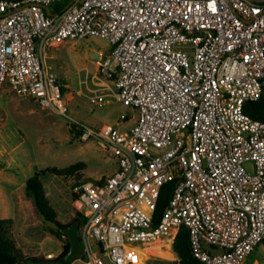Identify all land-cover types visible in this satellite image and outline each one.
<instances>
[{
  "label": "built area",
  "instance_id": "obj_1",
  "mask_svg": "<svg viewBox=\"0 0 264 264\" xmlns=\"http://www.w3.org/2000/svg\"><path fill=\"white\" fill-rule=\"evenodd\" d=\"M86 37L109 44L97 52L96 74L133 111L118 116L132 121L126 129L66 116L44 57L55 43ZM4 84L67 117L79 141H94L115 161L108 175L71 182L81 264H132V253L155 241L170 249L180 226L201 264H241L260 243L264 122L243 104L264 97V0H0ZM100 89L90 91L91 103L102 102Z\"/></svg>",
  "mask_w": 264,
  "mask_h": 264
},
{
  "label": "rangeland",
  "instance_id": "obj_2",
  "mask_svg": "<svg viewBox=\"0 0 264 264\" xmlns=\"http://www.w3.org/2000/svg\"><path fill=\"white\" fill-rule=\"evenodd\" d=\"M108 50L109 44L99 38L64 40L46 50L44 63L56 74L62 88L66 116L92 127L117 122L114 125L123 130L132 121L118 120L119 114H125L128 119L133 111L115 100L112 82L96 74L97 52ZM98 88H104L99 92L106 95L100 104H93L87 96L91 90ZM69 122L67 117L56 115L31 99L18 96L7 84L1 86L0 219L3 222L0 231L17 264L30 257L33 248L44 259L46 251L56 252L61 239L49 233L43 239H32V247L26 241L25 237L31 234L32 228L37 227L32 226L34 221L41 225L43 232H47V226L32 212L31 198L24 191L26 178L45 168H63L78 161L83 163L82 169L68 175L39 173V180L49 205L55 209L57 221L68 222L74 212L70 197L71 182L76 179L93 180L115 169L114 159L94 141H79L70 133ZM244 167L248 169L249 164H244ZM161 250L170 254V260L133 252V264H170L177 259L168 245ZM72 264L81 262L72 260ZM241 264H264L262 245L257 244Z\"/></svg>",
  "mask_w": 264,
  "mask_h": 264
},
{
  "label": "trees",
  "instance_id": "obj_3",
  "mask_svg": "<svg viewBox=\"0 0 264 264\" xmlns=\"http://www.w3.org/2000/svg\"><path fill=\"white\" fill-rule=\"evenodd\" d=\"M60 90L62 92L61 87H60ZM263 103H264L263 96L259 97L255 101L245 102L243 104V112L247 114L251 119L264 122ZM68 126H69L70 133L75 137L77 134L78 127L72 122H69ZM82 168H83V163L78 161V162L71 163L63 168H55V167L45 168V169L40 170L39 173L49 172L55 175H68ZM39 173L35 172L31 176L26 178L24 182V191L26 192L28 198H31L34 212L37 215L42 214L47 220H50L56 223L57 229H52L50 227H47V231L50 234L56 236L58 239H60V237L63 236V238L61 237L60 239V241L62 242L61 250L54 259L55 261H61L63 255L67 251V239H66V236L61 232V229L66 227L72 222H75L77 226L79 227L81 224V220L77 215H73V217L68 222L60 223L59 221H57L55 210L49 205L47 197L43 190V186L39 180ZM171 186H172V181H167L160 188L159 196L155 202L153 213H152V219L154 223L158 221L161 215L162 209L168 199ZM2 222L3 220L0 219V224ZM260 244L264 248V236L262 237ZM171 250L177 259L171 262L170 264H201L195 258H193L190 254L188 234H187L186 228L183 226H180L178 228L177 233L174 235L172 242H171ZM75 258H78V257H75ZM27 259H31L33 261L40 260L35 257H26L23 259L22 264ZM71 261L64 263V264H69ZM0 264H17L14 254H12L8 250L7 243L2 238V231H0Z\"/></svg>",
  "mask_w": 264,
  "mask_h": 264
},
{
  "label": "water",
  "instance_id": "obj_4",
  "mask_svg": "<svg viewBox=\"0 0 264 264\" xmlns=\"http://www.w3.org/2000/svg\"><path fill=\"white\" fill-rule=\"evenodd\" d=\"M43 9L45 13L48 14L47 8L43 7ZM38 217L47 227L57 229V225L55 222L47 220L42 214H38ZM61 232L66 236L67 239V251L63 255L61 261L45 259L43 261L35 262L31 259H27L25 260V264H64L73 260L75 257H79L81 249L79 236L77 234V224L75 222H72L66 227L62 228Z\"/></svg>",
  "mask_w": 264,
  "mask_h": 264
},
{
  "label": "crops",
  "instance_id": "obj_5",
  "mask_svg": "<svg viewBox=\"0 0 264 264\" xmlns=\"http://www.w3.org/2000/svg\"><path fill=\"white\" fill-rule=\"evenodd\" d=\"M45 193V192H44ZM45 195H46V193H45ZM53 208V207H52ZM72 208H73V204H72ZM54 209V208H53ZM55 210V209H54ZM73 210H74V208H73ZM32 212H34V210H32ZM35 213V212H34ZM71 216H72V214H70ZM73 215H76L75 214V210H74V212H73ZM20 217V216H19ZM39 222V221H38ZM60 223H65V221H60ZM37 223H35V221H34V223L32 224V226L34 227V226H37L36 228H32L33 230L31 231V234L28 236V237H25L26 238V241L28 242V243H30L31 244V247H32V245H33V240L34 239H36V238H41V239H43L44 237H46V236H48L49 235V232L47 231V232H43V229H42V227H41V225L39 226L38 224L36 225ZM33 239V240H32ZM61 244H62V242L60 241V244H59V248L56 250V252H50V251H46L45 252V254H44V259L43 258H40V256H38V254H37V252H35L33 249H32V251H30L31 252V256L30 257H35V258H38V259H40L39 261H43V260H45V255L46 254H51V256L53 257V259L52 260H54L55 259V257L59 254V252H60V250H61ZM171 252H172V250H171ZM173 253V252H172ZM48 260V259H47ZM74 260H79V259H77V258H75ZM73 260V261H74ZM39 261H35V262H39ZM69 264H72V261L69 263Z\"/></svg>",
  "mask_w": 264,
  "mask_h": 264
},
{
  "label": "bare ground",
  "instance_id": "obj_6",
  "mask_svg": "<svg viewBox=\"0 0 264 264\" xmlns=\"http://www.w3.org/2000/svg\"><path fill=\"white\" fill-rule=\"evenodd\" d=\"M168 245L165 241H155L143 249V253L151 256H156L162 259L170 260V254L163 252L160 248L163 246V250H165V247ZM134 261L132 262V264Z\"/></svg>",
  "mask_w": 264,
  "mask_h": 264
}]
</instances>
